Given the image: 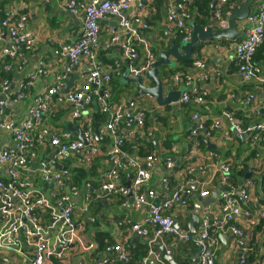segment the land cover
<instances>
[{"label":"crops","instance_id":"0c3cea01","mask_svg":"<svg viewBox=\"0 0 264 264\" xmlns=\"http://www.w3.org/2000/svg\"><path fill=\"white\" fill-rule=\"evenodd\" d=\"M68 1L2 0L1 11L3 14L12 5L20 6L25 4V12L29 15V29L37 39L36 47L30 55L29 64L22 72L11 74L13 79L10 85V92L16 89V84L23 76L28 73H35L38 70L39 63L44 64V74L36 77L32 88L27 92L26 96L19 103H8L6 114L16 123H20L26 117L27 109L33 98L48 88L52 83L53 76L61 71L63 60L59 59L54 54V51L59 47L74 44L80 37L81 20L70 14L67 8ZM78 1L85 5L90 2V0ZM155 1L146 2L143 10L144 16L149 22V29L144 32V37L149 43L152 53H154L153 51L156 52V48L159 46L167 47L169 41L171 39L174 41L176 37L174 31L167 25L163 3L160 4L159 1ZM258 2L259 0H254L251 6L252 11L257 8ZM193 3V0L189 1L190 10ZM190 10L189 22H192L196 12L195 9L193 11ZM116 27L117 22L114 18H105L99 22V46L96 49V54L98 62L106 67H111L114 61L122 63V66L123 64L125 65L124 60L119 57L115 50L105 51L103 48L104 43L110 38V30ZM249 29V23L246 21L239 22L238 31L240 34L235 41L225 39L209 41L200 44L199 48L193 51L192 65L187 74L193 78L194 84L203 97L204 102L202 105H196L193 102L180 104L179 101L171 105L157 104L154 98L150 99L148 95L132 99L133 95L137 93L135 84L126 81L123 84L119 82V88L124 93L123 97L116 102L114 101V103L124 104L128 100L136 101L146 112V129L151 130L153 134L150 140L141 138L138 142L129 143L130 141H127L129 144L134 143L133 148L135 150L129 155L138 157L140 161L148 156L157 159V163L151 171V180L142 188L141 192L153 191L155 194L153 202L159 204L169 198L171 192L183 187L186 179L189 178L191 181L192 195L187 202V206H174L166 211V214L173 220V226L177 223L179 235H167L161 239L153 240L151 245H147L148 241L153 239L152 235L145 240L137 237L129 228L130 223H144L149 232L153 233L154 228L150 224L145 223L146 208H136L133 201H129L127 194L126 196L111 195V197L107 198L101 195L99 186L110 167L108 153L112 146L111 138L106 137L102 140V144L99 143V153L97 155L84 157L82 154L77 153L68 161L58 160L54 157L53 148L47 144L43 146L37 142L34 143V139L32 140L28 154L31 160V167H35L32 164L34 161L36 165L42 159L50 160V155L53 153V160L50 161L63 168L70 166L71 169H79L80 167L86 169L83 172L73 173H71V169H68L67 184H72L71 179L79 183L82 181L81 186L84 187L80 191L81 193L86 185H90L92 197L90 211L94 212V215L90 214V212L89 215L81 214L77 207L82 199L76 198L73 200V203L76 204L73 219L76 224H83L85 227L83 232V242L85 244L94 242L95 231L103 233L105 240H109L112 244L107 245L102 252H97L98 246L95 242L94 248L89 252H81L80 248L75 246L66 254L62 261L53 260L51 264H101L105 258L115 256V253L110 250L111 247L123 246L129 253L137 244H146L148 252L155 253L164 264L169 263L161 255L163 250H165L167 256L172 258L175 264H193L192 257L196 251V242L191 237H189L188 241L182 240L181 236L183 235H180V232H187L189 225L195 221L192 230L199 236L202 229L203 212L209 216L211 223L210 235L215 255L214 264H240V250L236 246L235 238L229 235V229L232 226L245 232L249 254L250 257L252 256L253 261L256 259L255 264H264V229L259 230L257 226L259 221L258 212L264 208H259L257 203L258 197H261L259 186L248 180L249 178L259 180L264 171V143L254 142L250 136L240 138L239 135L243 133H238L230 120L225 116L222 117L223 113L227 112L232 116L239 128L259 123L264 124V45L257 49L260 54L256 56V60L254 59L260 70L257 80L243 81L234 57V46L246 36ZM216 31L217 29H214V32ZM1 34L3 37L0 42V48L8 46L12 41L6 36L5 32H1ZM143 58V53L141 52L140 60ZM196 62H203L204 69H197L195 66ZM174 63V67L165 69V72L174 71V73L170 74L168 79L166 77L163 78L165 82L168 80L164 93L168 90H180L183 92L187 90V86L183 82H181L182 84H175L173 81L175 75H181V72L177 70L179 62L175 61ZM125 69L126 67H124ZM87 70V62L82 60L69 78L70 81L75 76L71 88L79 86L80 75ZM144 83L147 87L153 86L147 80ZM250 95L253 96V100L247 102ZM97 109L98 107L96 108L94 104L85 108L91 115L92 127L98 124L101 129L108 118L105 116L102 121L93 122L91 117L95 116ZM71 111V106L54 105L41 118L40 124L35 128L33 134L36 135L41 128H44L51 134L56 135L70 133L74 140H78L83 129V126L80 125L82 118L80 121H71ZM194 116H198L199 122L204 124L208 130L206 135L201 133L197 135V137H202L200 140L192 135V129L196 124ZM117 136L120 139H125L127 136L126 129L121 128ZM95 138H99V129L98 137ZM10 145L11 135L0 131V149ZM167 162H173L171 169L166 168ZM242 165L246 167V174L250 172L248 178L245 179V175L242 179L237 178V181L232 179L230 183L229 179L237 171L241 170ZM223 168H228L227 183L224 185L221 184L224 176ZM124 172H127L125 176H123ZM81 173H83L82 180H77L81 177ZM134 175L135 170L133 169L123 170L119 173L118 181L128 190L126 184L130 181L131 176L134 177ZM20 178L25 180V184L27 183L26 187L32 190L33 200L44 197L48 199V207L42 208L38 214L39 222L46 225L51 220L52 209L56 207V200L49 199V195H47L51 187H47L36 173L30 172L20 175ZM247 181L252 184L250 190L251 202L247 203V205H241V214L236 218L235 222H225L220 209L221 196L208 207H201V203L212 198L213 194L219 189H225L224 192H229L236 196ZM240 183L242 184L238 187ZM236 187L238 188L235 189ZM53 188L55 189V187ZM200 192H208V196L202 198L200 197ZM255 194L259 196L256 197ZM245 213H248V216ZM90 216L95 219L93 222L86 221ZM196 217L199 218V222L193 219ZM96 219L99 220V224L96 227L98 230L93 232V227L91 226ZM0 225L1 227L3 226L2 220ZM52 241L53 239L50 238L49 243ZM4 255L12 258L15 264H30L28 260L31 261L32 259V250L25 248L24 254L18 256V254L11 251L1 249L0 258ZM24 257L28 258L25 262H23ZM148 264L160 263L152 256L149 258Z\"/></svg>","mask_w":264,"mask_h":264},{"label":"built area","instance_id":"2783aa9c","mask_svg":"<svg viewBox=\"0 0 264 264\" xmlns=\"http://www.w3.org/2000/svg\"><path fill=\"white\" fill-rule=\"evenodd\" d=\"M147 3L155 0H145ZM190 0H163L166 12V22L176 36L180 37L181 44L190 40L191 27L189 26L190 14L188 4ZM243 0H217L214 15L221 25L225 24L224 9L228 3L242 2ZM47 2V1H45ZM2 0H0V42L5 32L12 41L8 46L0 48V67L9 75L20 73L29 64L30 55L36 47L37 39L29 29V15L25 12V4L20 6L12 5L4 16L1 17ZM67 8L70 14L81 20V34L79 39L72 45L59 47L54 54L63 60L62 69L52 78L51 85L35 96L27 109L26 117L16 123L6 114L8 103H19L32 88L33 81L38 75L44 74V64L39 63L35 73H28L16 84V89L10 92L11 79H4L0 84V131L11 135V145L0 149V250L11 251L22 256L25 248L32 250L30 264H51L53 260L60 262L69 251L78 246L81 252H89L94 248V242L89 244L83 242V224H76L73 216L75 205L73 200L82 199L77 207L83 215H89L91 194L90 185H86L84 191L73 184H67L68 168H57L50 160L42 159L31 167V160L28 154L31 149V142L47 144L54 149V157L60 161H68L75 154H82L84 157L95 156L99 153V140L108 136L112 139V146L108 153L109 168L104 179L100 183L99 191L105 198L111 195L128 194L127 188L119 183V171L135 170L132 177L130 191L133 193V204L136 208L145 207L147 216L145 223L150 224L154 231L149 232L144 223H130L132 233L142 239H148L147 245L153 240L161 239L167 235H179L173 226V220L166 214L174 206L185 207L192 195L188 179L184 186L173 191L170 198L159 204L153 202L155 194L153 191L141 192L142 188L151 180V171L157 163L152 156L142 161L136 156L128 155L122 150L125 141H138L141 138L150 140L153 137L152 131L144 128L146 112L136 101L128 100L124 104L112 105L110 102V82L113 75L120 76L122 63L114 61L111 67L100 64L97 60L96 49L99 46V22L105 18H114L117 27L110 30V38L104 43L105 51H113L119 54L124 60L126 69L123 75L134 78L145 74L153 62L154 54L149 43L144 37V32L149 29V22L145 18L143 10L144 0H90L85 5L78 0H69ZM151 14V12H150ZM229 13H226L228 15ZM250 24V29L234 48V57L239 74L243 81L257 80L260 72L254 62V55L257 49L264 42V0H259L257 8L251 11L245 19ZM143 59L140 60V53ZM5 60H9L4 63ZM87 62L88 70L81 73L78 87L70 88L65 93L66 85L70 76L74 73L80 62ZM2 64V65H1ZM197 69L203 70L204 63L196 62ZM122 75V76H123ZM175 84L183 82L187 86L182 91L179 99L180 104L193 102L196 105L203 104V97L194 84L193 78L188 75H175ZM264 83V82H263ZM182 84V83H181ZM247 102L253 100L248 96ZM148 98H153L148 95ZM96 104L101 114L108 119L102 128H99V138L93 134V127L90 114L85 110L92 104ZM54 105L71 106V121H82L83 126L81 139L74 140L70 133L60 135L51 134L47 129L41 128L36 135L35 128L40 124L41 118L50 111ZM228 118L238 133H245L254 142L264 143V124H254L242 130L234 122V119L227 112L222 117ZM195 126L192 135L197 137L199 133L208 134L204 124L199 122L198 116H194ZM156 123L155 120H153ZM121 128L126 129L127 136L120 139L117 135ZM34 136V138H33ZM173 162H167L166 168L171 169ZM224 176L221 184L227 183L226 175L228 168H223ZM36 173L47 187L49 199L56 200V207L52 209L51 220L43 225L38 220L39 211L48 207L49 201L44 198L32 199V190L28 189L25 180L20 175ZM166 185L165 183H163ZM55 187V189L53 188ZM251 182L247 181L234 196L229 192L221 195V212L226 223L235 222L241 214V205L251 202ZM208 196V192H200V197ZM263 209V208H262ZM248 216V213H245ZM258 219H264V209L258 212ZM93 222V217L86 221ZM202 228L196 244L200 248L197 264H214L215 255L211 244L210 219L203 212ZM264 229V227H263ZM229 235L235 238L236 246L240 250V264H245L249 254V247L246 234L243 230L232 226ZM53 241L49 243V239ZM181 239L188 241L189 238L181 236ZM115 253L112 258H105L101 264H117L127 262L129 253L123 246L111 247ZM154 257L160 264L159 257L148 252L147 257L138 264H148L150 257ZM0 264H15L13 259L7 255L0 258ZM82 264V263H79Z\"/></svg>","mask_w":264,"mask_h":264},{"label":"water","instance_id":"95a60500","mask_svg":"<svg viewBox=\"0 0 264 264\" xmlns=\"http://www.w3.org/2000/svg\"><path fill=\"white\" fill-rule=\"evenodd\" d=\"M144 3L146 1L144 0ZM254 3V0H243L242 4L231 12L225 20V24L221 25L219 21L216 19L214 15L215 7L217 5V0H212L210 3V20L204 25V26H198L194 22H190L189 26L191 27V36L190 40L184 44H175L174 41L171 39L168 43L167 47H157L156 48V56L154 62L151 64L149 70L145 72L143 75H139L134 78H128L127 75H124L123 81H126L128 83L135 84L137 88V93L133 95L132 99H136L139 97H142L144 95H150L154 98L155 102L157 104H176L179 100V97L182 93L180 90H168L166 93V82L163 81V78H167L168 76L165 75V69L166 68H172L175 66V61L178 62H186L192 59L193 57V51L197 49L200 44L207 43L209 41H215L220 39H225L228 41H235L239 37V31H238V23L245 21L247 16L250 13V9L252 4ZM214 29H217L216 32H214ZM235 47V46H234ZM176 68V67H175ZM164 71V72H163ZM75 80V76L67 83L65 93L69 91L71 88L73 81ZM145 80L151 82L153 84L152 87H147L145 85ZM95 107L97 108V105L94 103ZM99 125H94V135L95 137H98V129ZM240 138H244L247 136L246 134H240ZM198 140L202 139L201 136L197 137ZM78 140L83 141L80 137H78ZM50 160H53V153L50 155ZM57 168H62L61 166L55 164V162H52ZM33 166H35V161L32 162ZM250 172H248L245 176V179L248 178ZM132 177L130 178V181L127 182L126 187H128V194L129 201H133V194L130 191V184ZM225 189H219L215 194H213L212 198H209L208 200H204L201 203V207H208L209 205L215 203L219 197L223 194ZM172 192L170 193L171 196ZM169 196V197H170ZM199 222V218H193ZM195 225V221L192 222L189 225L187 232H180V235L191 237L194 241L197 240V234L193 232L192 228ZM174 227L176 230L179 231V228L177 226V223L174 224ZM203 228L201 229V231ZM200 231V232H201ZM139 239V238H137ZM223 240V238H221ZM199 252L200 248L196 244V251L192 257L193 264L198 263L199 259ZM164 260H166L169 264H175L170 256H167L165 253V250L161 253Z\"/></svg>","mask_w":264,"mask_h":264},{"label":"trees","instance_id":"16d2710c","mask_svg":"<svg viewBox=\"0 0 264 264\" xmlns=\"http://www.w3.org/2000/svg\"><path fill=\"white\" fill-rule=\"evenodd\" d=\"M159 1V3H163V0H156L155 2ZM212 0H193V5H191V10L193 11L195 9V12H196V16L194 18V20L192 22H194L195 24H197L198 26H204L208 19H209V13H210V3H211ZM154 2V3H155ZM153 3V4H154ZM240 3L241 2H237V3H228L224 9V16L226 13H231L233 12L234 10H236L239 6H240ZM156 4V3H155ZM188 10H190V6L188 5ZM190 10V11H191ZM4 14L3 12H1V17H3ZM180 37L176 36L175 39H174V42L175 44H180ZM264 45V42L261 44V47ZM199 48V47H198ZM197 48V49H198ZM195 49V50H197ZM194 50V51H195ZM154 53V56H156V52L153 51ZM260 54L259 51H256L255 55H254V59L256 60V56ZM262 55V54H261ZM9 60H6L4 63H7ZM192 65V60H189V61H186V62H179V68H177L178 71L181 72V75H185L187 74V71L189 70V68L191 67ZM123 72H124V65L121 67V73H120V76H112V79H111V82H110V94H111V99H110V102L112 105H119L121 103H114V101H118L120 100L122 97H123V91L119 88V82L123 84ZM174 71H168V72H165V75L169 77L170 74H173ZM11 77V74L9 75H6L3 71H2V68L0 67V79L1 81L4 80V79H10ZM0 81V82H1ZM127 84V83H125ZM127 85H130V84H127ZM105 115L104 114H101L100 113V110L97 109V112H95V116H92V121H97V122H100L104 119ZM146 125V123H145ZM144 125V128L146 129V126ZM248 127V126H246ZM246 127H242V129H245ZM106 137L108 136H105L103 137L101 140H99L98 144L101 143L102 144V140H104ZM133 141H130L129 143H131ZM138 142V141H137ZM127 141H125L122 145V150L126 153V154H130L131 152H133L134 150V143L132 144H129ZM135 151V150H134ZM67 168L70 170L71 167L70 166H67ZM83 170H86L85 168H82L80 167L79 169H71V173L73 172H83ZM122 172L119 171V173ZM127 172H124L123 173V176H125ZM246 175V167L244 165H242L241 167V170L240 171H237L234 175L231 176V179H229V182L231 183L232 179H235L237 181V178H244V176ZM82 177H83V173H81V177L77 180H82ZM248 180H250L254 185H258L259 188H260V194H261V197H258L259 195H256V197H258V207L259 208H264V171L260 177L259 180H254L252 178H249ZM87 181V180H85ZM84 181V182H85ZM71 183L74 185V186H77V187H81V184L83 183L81 181V183L77 182L76 180L74 179H71ZM238 183V182H237ZM242 183H240L238 185V187L241 185ZM232 186V184H230ZM238 187H236L235 189H237ZM247 205V204H245ZM90 214L94 215V212L92 213V211H90ZM97 224H99V220L96 219V221L94 223H92V226L93 227V232L94 230H98L97 227ZM257 226H258V229L261 230L263 229L264 227V219H261L258 221L257 223ZM96 235H95V239H94V242L96 243V245L98 246L97 248V252H102L104 250V248L107 246V245H112L109 240H105V235L103 233H101L100 231H95ZM147 254H148V248L146 246V244H137L133 250H131L129 252V257H128V261L127 262H117V264H138L139 262L142 261V259L146 258L147 257ZM256 259H254L253 261V258L252 256L250 257V254H248V258L246 260V263L245 264H255L256 262Z\"/></svg>","mask_w":264,"mask_h":264},{"label":"clouds","instance_id":"9594fccd","mask_svg":"<svg viewBox=\"0 0 264 264\" xmlns=\"http://www.w3.org/2000/svg\"><path fill=\"white\" fill-rule=\"evenodd\" d=\"M242 2H243V1H242ZM242 2H241V3H242ZM251 11H252V10L250 9V12H251ZM229 14H230V13H229ZM229 14H228V15H229ZM228 15L225 14L224 18L227 17ZM225 20H226V18H225ZM180 44H181V42H180ZM234 48H235V47H234ZM5 61H6V60H5ZM5 61H4V62H5ZM11 74H12V73H11ZM10 79L12 80L13 78L10 77ZM178 101H179V100H178ZM241 129H242V128H241ZM242 130H245V129H242ZM243 134H245V133H243ZM172 193H173V192H172ZM171 195H172V194H171ZM169 198H170V197H169ZM167 199H168V198H167ZM162 202H163V201H162Z\"/></svg>","mask_w":264,"mask_h":264},{"label":"flooded vegetation","instance_id":"af4514ba","mask_svg":"<svg viewBox=\"0 0 264 264\" xmlns=\"http://www.w3.org/2000/svg\"><path fill=\"white\" fill-rule=\"evenodd\" d=\"M154 60H155V57L153 58V62H154ZM153 62H152V63H153Z\"/></svg>","mask_w":264,"mask_h":264}]
</instances>
